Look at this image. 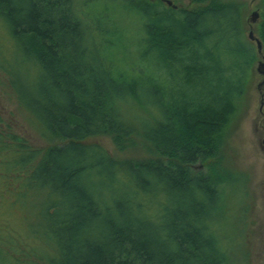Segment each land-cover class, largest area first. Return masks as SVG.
I'll list each match as a JSON object with an SVG mask.
<instances>
[{
  "label": "trees",
  "instance_id": "trees-1",
  "mask_svg": "<svg viewBox=\"0 0 264 264\" xmlns=\"http://www.w3.org/2000/svg\"><path fill=\"white\" fill-rule=\"evenodd\" d=\"M246 8L0 0V71L48 142L0 127V200L29 238L0 226V264H247V178L222 152L258 60Z\"/></svg>",
  "mask_w": 264,
  "mask_h": 264
},
{
  "label": "rangeland",
  "instance_id": "rangeland-1",
  "mask_svg": "<svg viewBox=\"0 0 264 264\" xmlns=\"http://www.w3.org/2000/svg\"><path fill=\"white\" fill-rule=\"evenodd\" d=\"M244 1L247 6V21L253 10L259 12L260 0ZM171 2L172 5L180 7L189 5V0H171ZM246 28L248 34L249 23L246 24ZM0 37L3 38L4 45L9 48L12 46L6 28L1 24ZM233 60L240 64H243L244 61L240 55L233 56L231 61L233 62ZM256 64L257 60L254 63L252 80L247 90L244 107L237 112L226 127L222 151L226 171L231 172L232 170L243 173L247 178L242 205L240 204L241 211L244 209L247 217L246 226L240 236L247 264H264V85L260 89L257 88L262 76L255 71ZM3 126H9L26 138L33 147L41 148L48 145L46 138L34 125L32 118L18 106L6 76L0 71V127ZM95 141L100 143L109 153H115V147L109 138L100 137ZM198 168L201 169V167ZM237 191L236 194L241 193L239 189ZM23 210L20 203L9 207L7 202L0 200V226L7 224L9 227L10 225L16 227V231L25 237L24 232L28 228L27 226L25 228L24 224V228H18L21 222L18 214L14 213L16 211L23 213ZM15 237L20 239L15 241L17 245L25 244L23 238L16 234ZM25 238L29 242V238ZM16 250H20V248ZM20 259L23 261V256Z\"/></svg>",
  "mask_w": 264,
  "mask_h": 264
},
{
  "label": "water",
  "instance_id": "water-1",
  "mask_svg": "<svg viewBox=\"0 0 264 264\" xmlns=\"http://www.w3.org/2000/svg\"><path fill=\"white\" fill-rule=\"evenodd\" d=\"M162 1L166 5L176 7L175 5H172L171 0H162ZM258 18H259L258 10H253L247 19V23H249V31H248L247 35H248L249 40L253 41L255 43V46H256L258 60H257V64L255 67V71L259 75L262 76V79L257 84V88L260 89V87L264 85V55L262 52V42L253 32V24H255L257 22Z\"/></svg>",
  "mask_w": 264,
  "mask_h": 264
}]
</instances>
